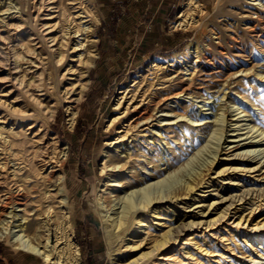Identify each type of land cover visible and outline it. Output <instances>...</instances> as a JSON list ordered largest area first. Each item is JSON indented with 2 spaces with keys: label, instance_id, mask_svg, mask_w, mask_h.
<instances>
[{
  "label": "bare ground",
  "instance_id": "1",
  "mask_svg": "<svg viewBox=\"0 0 264 264\" xmlns=\"http://www.w3.org/2000/svg\"><path fill=\"white\" fill-rule=\"evenodd\" d=\"M237 1L216 3L232 13ZM256 4L237 12L240 30L229 18L217 31L210 29L219 39L216 45L205 42L204 47L199 37L169 58L152 59L132 80L131 86L148 78L139 101L135 94L125 100L127 86L118 91L115 109L124 104L121 113L130 120L105 143L100 170L105 188L94 206L111 264H172L175 255L165 251L183 232L214 226L231 212L232 223L241 227L264 208V96L258 95L264 90L250 84L264 78L254 72L264 69V63H254L258 56L264 60V2ZM195 13H205L203 3L184 0L173 27H199L203 20ZM98 22L93 0H0V140L7 154L0 158V241L43 264H85L75 238L76 201L67 186L68 146L60 144L50 125L60 107L69 127L82 112L97 59ZM228 88L233 96L221 103ZM180 97L192 103L201 98L202 104L192 107L191 115L180 114L176 108L188 106L177 101ZM171 98L175 106L162 111L172 117L156 119L158 108ZM120 120L112 117L107 127L114 130ZM153 120L168 122L164 133L161 126L150 130ZM243 129L234 136L247 135L243 146L228 151L237 140L225 147L219 143L226 132ZM149 130L150 135L144 133ZM38 175L41 198L48 202L41 211L29 208L23 193L30 180L38 183ZM250 222L254 232L243 240L248 261L264 264V217ZM150 231L155 235L145 248ZM183 240V246L199 247L192 235ZM243 243L237 244L239 250ZM187 249L184 255L192 260Z\"/></svg>",
  "mask_w": 264,
  "mask_h": 264
},
{
  "label": "rangeland",
  "instance_id": "2",
  "mask_svg": "<svg viewBox=\"0 0 264 264\" xmlns=\"http://www.w3.org/2000/svg\"><path fill=\"white\" fill-rule=\"evenodd\" d=\"M200 1L203 3L205 13H195L194 18H202V24L199 27L192 26L190 29H183L174 28L173 21L181 6H183L184 0H116V2L107 0L103 4L100 3V0H93V6L99 21L95 29V35L97 39H99V42L97 46L98 58L96 59L95 66L90 72V77L92 79L91 88L82 104V112L77 117L73 127H69L67 124L63 107H60L54 122L50 125L51 131L57 133L59 136L60 144L65 143L68 146L69 156L65 165V171L71 181H69L67 186L70 190V197L76 201L74 231L76 241L80 248V254L85 264H111L106 255L100 220L94 206L96 197L99 192H101L100 190L105 188L104 183L106 175L100 171L101 164L104 160L103 151L106 146L105 143L114 140L117 130L122 129L121 126H125L127 121L130 120L128 114L121 113L125 108L124 104L115 109L117 98L120 96L118 91L127 86L130 91L125 100H130V97L135 94V101H139L142 92L148 89V78L142 83L139 82L131 86L132 80L152 59L156 57L169 58L175 53L183 51L185 45L192 39H198L199 37L198 40L202 42L201 44H203L204 47L208 42L216 45L219 39L216 38V34L211 33L210 29L217 31V27L221 24L220 21L229 18V20L232 21L231 23L235 24H233L235 30H240L241 21L237 12L240 10L242 11V9L250 10L252 6L259 7L256 4L258 1L264 2V0H238L239 2L237 1L235 4L238 9L231 13L230 11H224L223 7L216 3V0ZM164 2L171 3L167 11H165V9L162 11ZM114 5L118 7H114ZM112 8L113 10L111 11ZM128 9L133 10L134 15L131 16L133 20L130 24L131 29L129 28L127 32L129 37L128 39H124L116 36V34L117 28L122 20L128 18ZM157 14L162 15L159 16V18L164 21V30L167 35H164V38L156 41L149 48L144 49V39L150 33L152 34L150 22L157 19ZM122 16H124V19L121 18ZM252 16L255 17L256 15L253 14ZM237 23H239V25H237ZM168 39H170L169 42ZM254 63L263 65L264 60H262V56H258ZM254 72L262 73V76H264V69L261 66L255 67ZM237 78H240V75ZM250 84L253 86L254 90L258 88V90H261L260 88L264 90V78L259 80L256 79V81ZM251 85L247 86V91L249 93L252 90ZM225 92H228V98L226 96L222 98L221 103L230 100L233 96L231 93H234V91L229 90V88L225 89ZM258 95L264 96V91ZM170 96L173 97V94ZM11 99L12 98H10L9 101H11ZM174 99L176 98L165 101V103L158 108L159 111L155 113L154 117L156 119L172 117V114H165L162 109L175 106L173 103H170ZM213 99L214 98H211V101ZM180 100H185V104L188 105L187 107L176 108L175 111L180 114L187 113L191 115V108L202 104L201 98H197L196 103H192L189 98L183 99V97H180L177 99L178 102H180ZM207 101L208 100L205 102ZM203 108H208V106H204ZM207 112H210V110ZM117 115L120 117L122 124H117L114 130L112 127L108 128L107 126L111 118ZM245 118L249 117H242V119ZM182 119L176 118L175 122ZM167 123V121L158 123L153 120L149 126L155 125V127H150V130H157L158 126H161L164 133L168 126ZM240 123L247 124L248 122L242 120ZM5 125L6 128L10 127V119L6 121ZM228 125L229 122H227V130L232 128ZM145 127L146 126L143 125L141 128L143 129ZM245 127L246 125H243L241 128ZM150 130L144 133L150 135L152 133ZM246 130L247 129L226 132V135L222 137L219 143L222 147H225L228 142L233 139L237 141L230 143L229 147H234L226 150L229 151L239 148L241 145L243 146L244 143L249 142L250 139H244L247 137L246 134L241 135V137L234 136ZM31 134H29V137H31ZM3 135H5V133ZM5 146L6 145L0 140V158L7 157L5 151L2 150ZM29 146L30 154L32 151L31 144H29ZM224 152L225 150H222V153ZM37 180L38 183L35 184L30 180L28 182L27 191L23 193L26 196L25 200L28 203V207L41 211L47 209L48 202L41 198V191H43L41 175L37 176ZM263 213L264 208L262 205L254 212V215H252L253 217H249L245 225L243 224L241 227H236L235 223H232L234 218L231 212L227 218L220 220L214 226L206 227L202 224L200 227H195L183 232L180 240L165 252L173 256L175 255L174 259L177 261L174 260L175 262H171L172 264H198V261L199 264L202 262L205 264H252L248 261V249L243 243V240H247V233L254 232L250 230L253 227L250 221L256 216L262 219L264 217ZM260 230L264 233V227H261ZM154 235L155 232L150 231L149 237L146 238V236H144L145 248L151 245L149 243L151 237ZM191 235L197 239L199 246L197 247L192 244L184 245L189 248L187 250L194 256L192 260L187 256L185 257L184 246L182 244L184 241L183 239ZM231 235L235 236L234 240L230 239ZM236 239L239 241H236ZM238 243H243L244 248L239 250L237 248ZM234 245L235 247H233ZM33 258L32 255L18 252L6 245L3 241H0V264H43L40 260ZM260 262L264 263V260Z\"/></svg>",
  "mask_w": 264,
  "mask_h": 264
},
{
  "label": "crops",
  "instance_id": "3",
  "mask_svg": "<svg viewBox=\"0 0 264 264\" xmlns=\"http://www.w3.org/2000/svg\"><path fill=\"white\" fill-rule=\"evenodd\" d=\"M107 0H100V3H105ZM116 2V0H113ZM169 2H164L163 6H162V11H167L168 7H169ZM114 7H118L117 5H114ZM113 10V8L111 9V11ZM128 18L126 20H122L121 24L118 26V30H117V34L116 36L124 38V39H128V35L127 32L129 31V28L131 29L130 24L133 22L131 16L134 15L133 10L128 9ZM159 16H162L161 14H157V19L154 21L150 22V30L152 32V34L150 33L143 41V48H149L153 43H155L156 41H159L160 39L164 38V35L166 34V31L164 30V21H162ZM124 16H122L121 18H123ZM124 19V18H123ZM121 21V20H120ZM154 33V34H153ZM99 40V39H98ZM170 41V39H168V42ZM169 44V43H168ZM98 58V56H97Z\"/></svg>",
  "mask_w": 264,
  "mask_h": 264
}]
</instances>
